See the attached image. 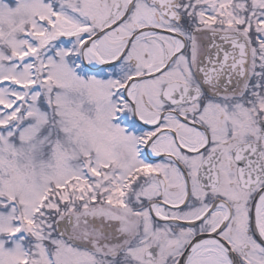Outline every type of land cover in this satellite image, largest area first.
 I'll use <instances>...</instances> for the list:
<instances>
[{
    "label": "snow or ice",
    "instance_id": "1",
    "mask_svg": "<svg viewBox=\"0 0 264 264\" xmlns=\"http://www.w3.org/2000/svg\"><path fill=\"white\" fill-rule=\"evenodd\" d=\"M0 264H264V0H0Z\"/></svg>",
    "mask_w": 264,
    "mask_h": 264
}]
</instances>
